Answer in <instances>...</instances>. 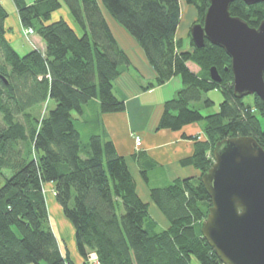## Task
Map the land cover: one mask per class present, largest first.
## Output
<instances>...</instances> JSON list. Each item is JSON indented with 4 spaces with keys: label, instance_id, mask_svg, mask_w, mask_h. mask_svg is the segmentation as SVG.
Wrapping results in <instances>:
<instances>
[{
    "label": "trees",
    "instance_id": "1",
    "mask_svg": "<svg viewBox=\"0 0 264 264\" xmlns=\"http://www.w3.org/2000/svg\"><path fill=\"white\" fill-rule=\"evenodd\" d=\"M13 1L24 28H33L46 49L21 55L13 47L5 26L9 11L0 1V264H192L193 257L201 264H223L202 233L212 200L201 177L214 163L215 145L225 138L252 136L264 147L263 102L256 94L236 96L231 57L208 40L196 47L191 32L193 49L184 48L177 38L180 0H65L81 33L63 18L51 21L61 0ZM188 2L198 10L196 22H203L209 0ZM104 9L155 69L157 77L148 88L174 76L182 79L183 87L164 104L158 129L180 131L205 122V138L184 135L194 140L195 149L181 164L200 172L198 177L152 186L151 174L160 164L146 151L132 154L149 187V201L98 120H81L93 99L99 100L100 113L125 109L114 83L131 62ZM230 11L258 27L264 2L237 0ZM188 62L200 71H192ZM212 67L221 81L211 78ZM213 89L221 90L224 99L218 112L204 114L214 105L206 96ZM52 101L56 106L40 116V107ZM49 182L74 226L82 263L54 231L45 193ZM152 206L166 225L155 218Z\"/></svg>",
    "mask_w": 264,
    "mask_h": 264
},
{
    "label": "water",
    "instance_id": "2",
    "mask_svg": "<svg viewBox=\"0 0 264 264\" xmlns=\"http://www.w3.org/2000/svg\"><path fill=\"white\" fill-rule=\"evenodd\" d=\"M237 0H209L203 22L191 27L198 48L210 43L231 57L238 97L258 95L264 105V19L258 27L232 15ZM248 5L264 0H243ZM211 78L221 81L216 67ZM201 177L211 200L202 233L223 264H264V147L252 136L228 137L214 148Z\"/></svg>",
    "mask_w": 264,
    "mask_h": 264
},
{
    "label": "crops",
    "instance_id": "3",
    "mask_svg": "<svg viewBox=\"0 0 264 264\" xmlns=\"http://www.w3.org/2000/svg\"><path fill=\"white\" fill-rule=\"evenodd\" d=\"M34 1L27 2L24 0L26 4H32ZM10 2H12L13 6ZM7 3L11 8H8L3 3L9 11L5 26L7 37L13 47L17 51L28 50L27 52L35 48L45 50L46 43L37 33L33 43L24 39L22 34L24 26L20 19L18 8L13 0L7 1ZM180 5L181 22L178 27L177 38H182L185 41L184 43L188 44L187 37L192 25L195 23L193 19L198 16V13L188 0H180ZM65 6L63 4L61 8L52 13L51 21L63 18L78 33H81L78 24L74 22L75 20L73 21L74 18L68 6ZM103 12L113 34L131 62L114 83V92L118 98L125 100V109L120 112L100 113V102L98 99H93L84 106V111L82 115L80 114L81 120L84 121L86 118L98 120L99 128L102 129L103 127L114 142L118 152L126 157L129 167L138 182V190L141 197L149 201L150 190L140 174L138 164L132 159V154L138 150L146 151L150 157L160 164L161 168L154 171V179L158 181L171 182L179 178L185 179L195 176L197 172L193 167L181 164V160L192 155L195 149L194 140L185 138L184 135L197 136L198 133L203 132L204 125L201 123L190 124L180 131L158 129L164 111V104L167 100L174 98L183 87L182 79L180 76H174L162 85L148 88V84L155 81L157 73L148 61L143 48L111 17L106 9ZM183 18L187 19V24H189L187 31L182 29ZM188 66L194 72L200 70L199 66L193 62H188ZM84 125L86 124H81L80 126L84 127ZM135 135L142 137L140 146L136 144ZM200 138H203V136L200 135ZM45 189L54 190V183L45 184ZM52 196L49 198L53 201L54 197ZM152 213L162 225L167 224L164 216L155 206H152ZM64 223L62 221V224ZM61 245L69 249L68 244L61 243ZM71 256L75 260L72 254ZM75 261L77 263L83 262L82 259L78 258Z\"/></svg>",
    "mask_w": 264,
    "mask_h": 264
},
{
    "label": "rangeland",
    "instance_id": "4",
    "mask_svg": "<svg viewBox=\"0 0 264 264\" xmlns=\"http://www.w3.org/2000/svg\"><path fill=\"white\" fill-rule=\"evenodd\" d=\"M1 1H2V3L5 4V6H7L8 8H11L10 5L7 3V1H12V0H1ZM25 1L32 2L33 0H25ZM61 1L63 2L64 5H66L65 0H61ZM10 3L13 6L12 2H10ZM192 6L196 9V7L194 5H192ZM65 7H67V5ZM197 13H198V10H197ZM199 17H200V15L198 13V16L194 17V19H193L194 22L198 21ZM73 21H74V19H73ZM188 26H189V24H187V19L183 18V21H182V27L183 28L182 29L187 31L188 30ZM22 34H23V37H24L25 40L33 43V41L35 39L34 38L35 34L31 35L29 38L26 37V29L25 28L22 29ZM187 39H188V44L184 43L185 41H183L184 48L188 49V50H192L193 48L191 47L189 35H188ZM19 51L18 52L21 55H25V54L28 53L27 52L28 50L27 51L19 50ZM199 71L200 70H198V72ZM206 96L210 97L214 101V105L211 108L204 109L203 113L204 114H211V113L218 112L220 110V104H221V102L224 99L222 91L219 90V89H213V90H210L206 94ZM248 100L251 101V102H254V97L253 96L248 97ZM55 106H56V102L55 101L50 102V104H44L39 109L40 116L46 115ZM20 119L23 120V117H20ZM200 123L205 126V122L204 121H201ZM263 124H264V120H263ZM84 133L86 134V132H84ZM200 135H202L203 138H205L204 127H203V132H200V133L197 134L198 137H200ZM84 136H85L84 139L87 140L88 139L87 135H84ZM196 172H197L196 173L197 175L192 176V177H198L200 175V172H198L197 170H196ZM151 175H152V179H151V185L152 186H158V185L167 184V181H164V180L158 181V180L154 179V174H151ZM50 190L49 189H45V193H46V199H47L49 212H50V218H51V221H52V225H53L54 231L56 232V234H57V236H58V238H59V240H60V242L62 244L63 243L64 244L65 243L68 244L69 250H70L71 254L74 256L75 260L77 258L81 259V256H80V254L78 252L77 245H76L75 232H74V228H73L74 226H73L72 222L64 215L61 205L57 202V200L55 198V195L53 194V190L52 189H50ZM51 196L54 197L53 201L51 200V198H49ZM62 221H64L65 223L62 224ZM192 264H201V263L199 262V260L196 257H193Z\"/></svg>",
    "mask_w": 264,
    "mask_h": 264
},
{
    "label": "built area",
    "instance_id": "5",
    "mask_svg": "<svg viewBox=\"0 0 264 264\" xmlns=\"http://www.w3.org/2000/svg\"><path fill=\"white\" fill-rule=\"evenodd\" d=\"M26 29V37H30L31 35L35 34V31L33 28H25ZM135 141L137 146H140L142 144V137L140 135H135Z\"/></svg>",
    "mask_w": 264,
    "mask_h": 264
}]
</instances>
